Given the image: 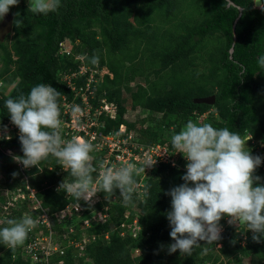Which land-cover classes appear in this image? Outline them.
<instances>
[{
    "label": "trees",
    "instance_id": "16d2710c",
    "mask_svg": "<svg viewBox=\"0 0 264 264\" xmlns=\"http://www.w3.org/2000/svg\"><path fill=\"white\" fill-rule=\"evenodd\" d=\"M178 1L61 0L59 9L47 15L34 14L21 2L19 16L12 15L11 32L4 37L5 40L10 36V44L6 46L0 41V79L8 72L11 74L9 81L16 78L6 94L3 86L0 88V121L9 114L5 107L7 98H14L21 92L27 94L39 83L51 84L61 95L70 96L69 88L60 80L61 75L76 71L83 63L90 69L104 67L112 75L111 78L102 75L92 88V103L96 97H104L117 106L116 118L105 119V131L118 123L136 129L133 122L122 117L124 106L120 87L123 81L142 75L147 87L139 90L132 104L160 112L162 117L172 114L178 120L196 119L211 108L216 116L210 117L208 112L207 123L215 128L228 127L230 131L239 132L241 137L247 134L264 149V68L257 64V58L264 54V12L254 7L252 0H231L245 8L232 30L238 13L235 6H226L225 0H188V4H195L199 9L198 19L190 24L178 23L182 27H177L176 19L183 20L185 13L181 9L175 11ZM151 8L166 20L155 22ZM14 19L19 21L18 25L13 23ZM218 38L220 43L216 47L208 46L209 39L216 41ZM64 46L69 47L68 53L63 50ZM198 52L199 60L205 63L200 72L192 61ZM94 55L99 57L97 64L90 62ZM185 70L187 72L183 73ZM86 75L87 72L73 79L75 85L82 86ZM208 95L214 96L212 104L192 102L194 98ZM171 123L175 124V119ZM169 124L157 119L152 126L138 130L146 141L166 142L159 136V126L166 128ZM173 130L177 132L176 125ZM18 137L0 141V146L11 151V154L0 151V174L5 185L11 188L16 185L23 188L12 162V156L23 155ZM256 146L248 143L245 150L253 154ZM47 165L52 169L48 170ZM37 166L28 168L26 173L42 207L54 211L75 200L72 196L66 198L64 191L48 186L74 180L70 173L55 172L54 156L50 155ZM14 172L17 175L13 176ZM184 174L182 169L161 164L146 178L144 185H150L147 201L142 195L133 196L140 226L136 237L118 234L116 226L129 205L123 203L116 190L117 200L109 205L108 220L86 231L95 238L86 245L88 261L82 264H242L244 259L247 264H264V238L259 243L254 241L253 233L245 224L239 225L238 230L224 225L220 240L207 244L200 241V247L195 248L191 256L180 254L179 250L168 253L167 247L174 241L169 235L166 218L171 209V197L166 192L184 183ZM260 183L264 185L263 178ZM99 193L106 204L111 195ZM3 201L0 193V211ZM26 204L22 201L9 208V214L0 220V225L7 227L8 219H15L29 209ZM105 233L106 238L103 237ZM216 244L219 247L215 248ZM0 264L28 263L20 255H14V249L0 244ZM63 264L75 263L67 255Z\"/></svg>",
    "mask_w": 264,
    "mask_h": 264
},
{
    "label": "clouds",
    "instance_id": "9594fccd",
    "mask_svg": "<svg viewBox=\"0 0 264 264\" xmlns=\"http://www.w3.org/2000/svg\"><path fill=\"white\" fill-rule=\"evenodd\" d=\"M18 2L0 0V21L10 6ZM252 2L264 12V0ZM60 6L61 0H29V8L34 14L47 15ZM244 10L243 7L237 8L238 12ZM13 23L18 25L19 21L14 19ZM90 62L99 63V57L92 56ZM257 64L264 68V54L257 58ZM60 95L61 92L51 84L39 83L27 94L21 92L6 99L5 107L11 122L19 130L18 139L23 153L22 156L14 155L13 160L27 169L36 167L50 155L54 156L74 178L72 182L63 180L58 191H64L77 201L82 199L92 203L97 192L110 196L119 190L123 203L133 204V196L140 187L136 177L140 173L145 174V169L152 167L156 160L148 158L140 167L132 162L119 167L101 165L103 171L95 181L96 187H93L92 174L97 169L90 153L94 145L83 138L62 139ZM3 127L6 130V126ZM171 145L176 152L183 154L187 163L182 176L184 183L166 192L171 197V209L167 211L166 218L170 226L169 235L174 241L168 245V253L179 250L180 254L191 256L193 250L200 247V241L216 243L221 239L219 222L225 216L229 224H245L253 233L252 239L259 243L264 238V185L254 173L261 165L262 157L245 150L246 141L239 132L191 120L172 135ZM149 188L150 185H144L140 193L145 202ZM6 224L7 227L0 228V244L9 249L23 245L28 233L37 227V221L31 215L19 220L8 219Z\"/></svg>",
    "mask_w": 264,
    "mask_h": 264
},
{
    "label": "built area",
    "instance_id": "2783aa9c",
    "mask_svg": "<svg viewBox=\"0 0 264 264\" xmlns=\"http://www.w3.org/2000/svg\"><path fill=\"white\" fill-rule=\"evenodd\" d=\"M60 46H63L61 44ZM64 46L65 53H68L69 47ZM85 68V69H84ZM102 68V67H101ZM81 69H84L82 73ZM100 69V68H99ZM97 68L90 69L84 64L80 65L76 71L62 73L61 81L69 88L71 94L66 96L60 95L58 102L60 105V133L65 141L73 138H83L94 145L93 163L96 167V172L93 175V187H96L95 181L99 178V173L103 171L101 165L119 167L125 162H132L140 167L145 160L152 158L156 163L145 169V174L140 173L136 177L137 183L140 186L137 188L136 194L140 197L143 191V186L146 178L151 172L161 164H169L186 172V159L182 165L180 160L174 159L171 155V149L166 142L138 140L135 138L132 128H128L125 123H118L116 126L105 131V119L113 120L116 118L117 106L112 100H107L104 97H96L93 99V86L96 82L91 80L93 72H97ZM87 72L84 84L76 86L73 79L84 75ZM92 73V74H91ZM111 78V73L108 71L103 73ZM88 76H90L88 78ZM102 77V76H101ZM2 81L0 80V88ZM78 109V111H74ZM124 118V116H122ZM125 119V118H124ZM127 121V120H126ZM3 126H6V130ZM139 134V133H138ZM140 135V134H139ZM19 136L18 128L11 122L10 115L7 114L0 121V141L8 139L6 137ZM250 138V136H249ZM251 144L257 145L252 155L262 157L261 165L256 169L264 170V149L260 142L250 139ZM1 149V146H0ZM4 154V152L2 150ZM13 157V156H12ZM15 168L20 175V181L23 182V188L19 186L10 187L5 185L3 176L0 174V193L3 195L4 201L1 203L0 220L6 218L9 214V208L19 205L22 201H26L28 210H23L19 220L25 215H31L37 221V227L28 233L27 239L23 245L16 247V255H20L28 264H63V258L69 256L75 264H82L88 260L85 252L86 245L89 241L95 238V235H87V229L97 223H104L109 218V205L117 200V196L111 195L107 203L102 202L103 198L99 192L96 193L92 203H87L84 200H72L65 203L62 207L50 211L46 207H42L39 200L35 196V189L28 183L29 174L20 163L13 160ZM56 173L63 175L70 171L63 166L57 159ZM38 167V166H37ZM51 170V165L46 166ZM41 168L38 167L37 172ZM66 181V180H65ZM73 181V180H72ZM69 181V182H72ZM68 182V181H66ZM58 191L57 183L48 185ZM67 198L71 195H67ZM120 196V195H119ZM121 198V196H120ZM97 204L99 205L97 208ZM129 207V206H128ZM133 204L126 209L122 214V220L116 226L119 236L136 237L140 226L137 220L136 209H133ZM220 225H230L228 217H222ZM233 227V226H232ZM222 232V231H221ZM106 238V233L103 235ZM243 243V240L240 242Z\"/></svg>",
    "mask_w": 264,
    "mask_h": 264
},
{
    "label": "rangeland",
    "instance_id": "374dc122",
    "mask_svg": "<svg viewBox=\"0 0 264 264\" xmlns=\"http://www.w3.org/2000/svg\"><path fill=\"white\" fill-rule=\"evenodd\" d=\"M187 1L188 0H179L177 3L175 11H179V9H181L182 11L184 10L183 12H185L183 14V20L182 19H179V20L176 19L175 23H176L177 27H182L181 25L179 26L178 23H181V24L182 23L183 24L189 23L190 24L192 22H195V20L198 19L199 9L197 8V6L195 4H193V5L188 4ZM21 2L29 7V0H19L17 5L10 6L9 13L11 15L17 13V11L19 10ZM152 10H153V8H151V11ZM156 12H157V10L155 12L152 11L153 15L155 16L154 17L156 20L155 22L158 21V23H159L162 20H166L165 16H163L161 13H156ZM10 39H11L10 36H7L5 38V40L3 38L2 41H4L6 46H8L10 44V41H11ZM218 43H220V38H218L216 41H211L210 39L207 41L208 46L211 48L216 47L218 45ZM199 55H200L199 52L196 53V55L192 59V61L194 62V66H195L196 70L200 72V71L204 70V64L205 63L203 64L199 60L200 59ZM77 56H75V57H77ZM77 58L81 59V56H78ZM81 64L83 65V63H81ZM84 69H81L82 73H84L83 72ZM105 72H107V69L104 67L98 69L97 72L95 71V72H93V74L91 73L93 75L91 80L93 82L99 81L102 74ZM186 72H187V70H185V72H183V73H186ZM108 76H109V74H108ZM10 77H11V74H10V72H8L3 76L2 79H0L2 81V86H3L2 90H3L4 94H6L10 90V88L12 87L14 82L16 81V78H12V80L9 81ZM89 77L90 76H88V78ZM144 82L145 81L143 80L142 75H134L133 79L131 81H123V83L120 87L121 103L124 106L123 116H124L125 120L133 122L135 124L136 129H133L132 132H133L135 138L138 140H143V137L141 135H139L140 133H139L138 129L143 128L144 126H148V125L152 126L153 122H156L157 119L161 120V123L164 121L169 122L170 124L166 128H162V126L161 127L159 126V132H160L159 136H161V138L164 141H166L167 143L169 142L168 146L171 149V152H172L171 155H173L174 159L180 160L182 165H183V163L185 162L184 161L185 157L183 156L182 153L176 152V149L171 145L172 135L174 133H178L179 131H181L186 126V123L190 120L197 123V124H203V123H207L206 116H207L208 112H209L208 114L210 115V117L211 116L215 117L216 115H215L214 111L211 110V108H210L209 111H206V113L202 114L201 116L196 117V119H192V118L188 119L187 118L184 120H178V118L172 114H167L166 116L162 117V114L160 112H152L150 110L143 109L137 105H134L131 103V100H133L135 97L139 96V94H140L139 90L140 89H144L145 86L147 87L146 83H144ZM135 84H136V86H134ZM146 92H147V90H146ZM263 97H264V95H263ZM174 119H175V124L171 123V122H173ZM154 125H156V123ZM175 125L177 126V129H178L177 132H175L173 130L175 128ZM241 138L246 141L245 149H246V146L248 145V143H250V139L255 141L254 138H252V137L249 138V135H247V134H244ZM2 150L4 152H6V154H11V151H9L7 148H4L3 146H1L0 151H2ZM91 154H95V153L91 152ZM254 175L259 176L260 178L264 179V170L263 171L256 170ZM0 185L3 186V183H0ZM57 185L59 186V182L57 183ZM130 206H131V204L129 205V207ZM128 208H127V210H128ZM133 209L137 210L138 208L134 206ZM231 225L233 226V228H236V230H238L239 225H241V224H231ZM0 228H3V226L0 225ZM217 247H219V244L215 245V248H217ZM14 251L17 252L16 249H14ZM15 252H14V255H16ZM134 254H135V251H134ZM87 261L88 260H86V262ZM204 264H210V263H204ZM242 264H247L245 259L243 260Z\"/></svg>",
    "mask_w": 264,
    "mask_h": 264
},
{
    "label": "water",
    "instance_id": "95a60500",
    "mask_svg": "<svg viewBox=\"0 0 264 264\" xmlns=\"http://www.w3.org/2000/svg\"><path fill=\"white\" fill-rule=\"evenodd\" d=\"M225 5L229 6H235L236 8H238L239 6L235 5L231 0H225ZM254 6V4H253ZM254 7H259L258 5L254 6ZM240 12L237 13V16L234 18L233 23H232V30L234 27V23L236 21V19L239 17ZM11 25H12V15L8 12L5 17L3 18L2 21H0V41L3 40L4 36L8 33L11 32ZM233 39H234V35H233ZM232 45H233V40L231 42L230 47L228 48V54L230 55L232 52ZM214 101V96L213 95H208V96H203V97H197L192 99L193 103H203V104H212Z\"/></svg>",
    "mask_w": 264,
    "mask_h": 264
}]
</instances>
